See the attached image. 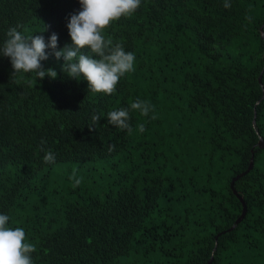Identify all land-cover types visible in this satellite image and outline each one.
Here are the masks:
<instances>
[{
    "label": "trees",
    "instance_id": "1",
    "mask_svg": "<svg viewBox=\"0 0 264 264\" xmlns=\"http://www.w3.org/2000/svg\"><path fill=\"white\" fill-rule=\"evenodd\" d=\"M228 2L140 0L112 22L105 40L135 56L112 95L69 78L51 48L41 66L57 77L43 80L0 51V214L33 264H264V0ZM80 10L0 0V50L12 27L63 50ZM122 108L131 131L108 123Z\"/></svg>",
    "mask_w": 264,
    "mask_h": 264
},
{
    "label": "clouds",
    "instance_id": "2",
    "mask_svg": "<svg viewBox=\"0 0 264 264\" xmlns=\"http://www.w3.org/2000/svg\"><path fill=\"white\" fill-rule=\"evenodd\" d=\"M79 3L81 10L71 15L67 24L71 46L56 51V34H52L46 44L42 35L26 37L16 27H12L0 51L3 56L10 58L13 75L34 72L39 80H43L45 76L51 79L57 77L55 70L50 68L44 71L41 66V61L48 59L45 49L51 48L57 60L61 57L64 59L62 70L69 78L79 81L82 77L91 92L112 95L120 78L134 70L135 56L125 52L121 44L113 45L111 40H105L102 33L112 22L131 16L139 8L140 0H79ZM224 7H231L228 0H225ZM85 48L98 59L82 54L81 50ZM130 109H138L145 116L149 112V106L139 101L132 103ZM129 119V109L108 113V123L121 130L131 131ZM99 120V116L93 115V123ZM139 130L144 131L143 125L139 126ZM114 147L110 146L109 151L114 150ZM43 159L45 163H54L55 154L47 150ZM73 179L74 187L81 183L80 179L75 178V173ZM8 221L9 216L0 214V264H33L31 253L36 251L35 246L25 242L22 228L8 227Z\"/></svg>",
    "mask_w": 264,
    "mask_h": 264
},
{
    "label": "water",
    "instance_id": "3",
    "mask_svg": "<svg viewBox=\"0 0 264 264\" xmlns=\"http://www.w3.org/2000/svg\"><path fill=\"white\" fill-rule=\"evenodd\" d=\"M259 144H260V147H261V148L264 147V141H263L262 139L260 140V143H259ZM253 166H254V163L252 162L251 165H250V167H249V169L246 171V173H244V174L238 176L237 178H235V179L233 180L231 187H232V189H233V191H234V193H235L236 195H238V193L236 192V190H235V188H234V185H235L236 181H238V180H239L240 178H242L243 176L247 175V174L253 169ZM240 200H241V202L243 203L244 210H243V213H242L241 217L237 220L236 224L241 223V221H242V220L246 217V215H247V206H246V203L244 202V200H243L241 197H240ZM231 230H233V228H232Z\"/></svg>",
    "mask_w": 264,
    "mask_h": 264
},
{
    "label": "rangeland",
    "instance_id": "4",
    "mask_svg": "<svg viewBox=\"0 0 264 264\" xmlns=\"http://www.w3.org/2000/svg\"><path fill=\"white\" fill-rule=\"evenodd\" d=\"M75 173H76V172H75ZM77 174H78L80 177L85 176L83 170H79V171H77ZM63 176H64V175H63ZM60 178H62L61 175L59 176L58 179H60Z\"/></svg>",
    "mask_w": 264,
    "mask_h": 264
}]
</instances>
